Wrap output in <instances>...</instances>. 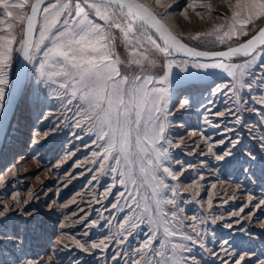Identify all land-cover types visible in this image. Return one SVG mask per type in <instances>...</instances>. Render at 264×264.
<instances>
[{"label":"rangeland","instance_id":"rangeland-1","mask_svg":"<svg viewBox=\"0 0 264 264\" xmlns=\"http://www.w3.org/2000/svg\"><path fill=\"white\" fill-rule=\"evenodd\" d=\"M33 1L29 0L24 10L11 9L14 15L23 11L22 21L0 16L5 21L0 29L11 22L14 26L11 31L17 38L11 66L6 70L4 104L19 64L20 42ZM141 1L158 7L166 18L180 17L182 37L208 50L240 43L264 24V17L255 19L247 26V35L225 38L223 42L216 36L224 29L212 36L193 39L220 25L227 28L233 15L227 0ZM57 2L67 0H54L45 7ZM231 2L234 4L235 0ZM111 10L119 15L116 5ZM66 18L69 17L60 19ZM90 18L109 34L113 53L123 61L120 71L130 79L151 75L153 83L149 87H164L156 81L167 72V61H187L188 72L172 68L168 102L162 106L165 112L156 114L160 120L151 121L165 124V140L156 147L167 150L164 166L171 168L178 178L157 174L175 192L161 188L159 197H155L145 183L136 197L141 203L137 208L128 195L131 189L121 183L124 179L121 173L126 171L123 161L112 171L116 167L114 160L100 155L105 140L98 138L91 121H82L79 93L73 97L70 88L61 87L60 78H55V83L41 79L38 63H30L27 84L0 156V264H135L136 261L156 264L159 257L147 250L137 251L153 236L156 226L149 223L148 214H141L144 197L153 209L157 198L174 201L161 205L167 213V226L194 238L193 241L181 240L179 235L168 238L187 246L181 253L184 264H237L238 261L261 264L264 261V45L249 57L237 60H192L176 51L164 57L145 39L142 43H137L135 38L131 44L125 42L122 29L126 28V17L119 20L114 17L106 22L93 13ZM197 18L204 22L195 21ZM43 19L42 12L35 43L39 41ZM114 22H120L122 29L115 28ZM136 27L134 36L143 31L144 36L151 35L163 45L153 27L145 25V31L140 29L139 22ZM49 46L45 41L41 53H33L34 60L42 59L44 49ZM133 51L135 57L130 55ZM144 56L149 60H144ZM134 59L141 63H132ZM221 61L230 65L249 64L241 77L244 87L223 69L191 66ZM185 99L188 105L180 107ZM144 115L142 124L147 125L149 114ZM78 120L82 121L80 126ZM224 153H229L224 160L215 158ZM153 219L161 223L159 217ZM125 220L129 223L124 224ZM162 233L163 228L156 233L153 248L164 242ZM93 244L98 246L92 247ZM148 257H152L151 261Z\"/></svg>","mask_w":264,"mask_h":264},{"label":"snow or ice","instance_id":"snow-or-ice-1","mask_svg":"<svg viewBox=\"0 0 264 264\" xmlns=\"http://www.w3.org/2000/svg\"><path fill=\"white\" fill-rule=\"evenodd\" d=\"M28 2L29 0H20V2L0 0V6H2L0 7V16L22 21L25 19L23 11L14 15L11 9L24 10ZM227 2L233 12L227 28L220 25L213 31L192 37L193 39H199L200 36H212L214 32L220 33L221 29H224L222 34L216 36L221 42L225 38L231 39L233 36L247 35V26L254 23L255 19L264 17V0H235L234 4L231 0H227ZM43 3L44 0H35V3L31 5V15L27 16V27L20 42V51L24 58L29 63H38L41 79L55 83V78H60L61 87L70 88L73 97L79 93L82 121L85 123L91 121V127L97 130L98 138L105 140L103 153L100 155H103L105 159L111 157L114 160L116 167H113L112 171H116L123 161L126 171L121 173L124 177L121 183L125 185L126 189H131L128 195L132 197V203L137 208L141 207V203L136 197L140 195L139 189L145 183L152 189L155 197H159L161 188L175 192V189H170L164 179L157 174L162 172L173 180L178 178L171 168L164 166L163 160L168 155L167 150L156 147L160 141L165 140V124L163 122L153 124L151 121L153 119L160 120V116L156 114L165 112L162 106L168 102V84L172 68L175 66L183 72H188L187 61L179 63L174 60L167 61V72L156 81L158 84L165 85L164 87H149L153 83L151 75H145L143 78L136 75L130 79L129 76L122 75L120 71L119 65L123 61L116 58V54L113 53L109 44V34L104 27L95 23L90 15L94 13L95 16L106 22L113 21L114 17L116 20L126 17L128 22L125 29H122L120 22H114L115 28L122 29L125 42L131 44L132 39L135 38L137 43H142V39H145L164 57L172 56L176 50H182L186 55L194 57L207 56L209 53L196 51L182 43L140 0H92V2L77 0L75 3L72 0H67L64 3L50 4L43 8L44 19L40 38L34 44L33 34ZM113 5L119 8V15L111 10ZM65 15L69 18L61 21L60 18ZM136 22H139L140 29L145 31V25L155 28L160 33L159 38L163 41V45L151 35L144 36L143 31L139 36H134L137 32ZM3 23L5 21L0 20V24ZM13 27V24L8 22L6 28L0 29V32L4 33L0 35V108L4 107L5 101L3 86L8 83L6 70L11 66L13 46L17 43L16 35L14 31H11ZM45 41H48L50 46L44 49L42 59L34 60L33 53L39 55ZM260 45H264V28H260L252 39L240 46L230 48L226 52L215 53V55L232 57L242 53L244 56H249ZM130 55L135 57L136 52L133 51ZM143 59L149 60L147 56H144ZM131 62L141 63L140 60L135 59ZM149 63H154V61H149ZM191 66L199 69H223L237 80L240 87H244L241 77L244 76L249 64L230 65L221 61L213 64L194 63ZM237 69H239V73ZM188 103L189 101L185 99L180 107H184ZM145 112L149 114L147 125L142 124ZM82 121L78 120L77 126H80ZM167 143L171 144V141H167ZM175 146L179 147L178 144ZM211 147L209 145V150ZM93 155L98 154L93 153ZM227 155L229 153L218 155L215 158L224 160ZM143 199L145 202L141 214H148L149 223L156 226L153 229V236L145 242L143 249L137 251L147 250L152 253V256L159 257L156 264H184L185 258L181 253L186 250L187 246L183 243H173L168 238L178 235L181 240L185 241H193L194 238L183 232L178 233L167 226L169 224L166 219L167 213L164 212L161 205L172 204L174 201L157 198L155 199L156 207L153 209L147 203L148 198L144 197ZM172 215L175 216V213ZM153 216L159 217L161 223H157ZM128 223V220L124 221V224ZM124 224H121L120 227L123 228ZM161 228H163L164 242L160 244L159 248H153L152 242L157 238L156 233L160 232ZM97 246L96 244L92 245V247ZM81 247L83 246L81 245ZM169 252L171 255L168 254ZM141 259H144L143 255ZM151 259L152 257H148L149 261ZM240 259L242 260L243 257ZM135 264H140V261H136ZM261 264H264V261H261Z\"/></svg>","mask_w":264,"mask_h":264},{"label":"water","instance_id":"water-1","mask_svg":"<svg viewBox=\"0 0 264 264\" xmlns=\"http://www.w3.org/2000/svg\"><path fill=\"white\" fill-rule=\"evenodd\" d=\"M51 1L54 0H44V3L41 5V11L40 13H38L37 16V22L35 25V31L33 34V43H35V37H36V33H37V28H38V23H39V18L43 12V8L50 3ZM141 3L145 4L146 7H148L149 9H151V11L156 15L157 19L160 20L182 43L186 44L189 48H193L196 51L199 52H206L209 53V55L207 56H200V57H194V56H188L185 54L184 51L182 50H176V52L185 58H189L192 60H203V61H212V60H237V59H242V58H246L249 57L250 55H252L253 53H251L249 56H244L242 53L237 54L235 56L232 57H219L217 55H215V53H219V52H226L228 51L230 48H234V47H238L241 44L245 43L246 41L252 39L253 36H255L258 32V30L260 28H264V24L249 38L241 41L240 43H237L233 46L230 47H226V48H221V49H217V50H208V49H203V48H199L196 47L192 44H190L189 42H187L182 36H180L179 34H177L175 31H173L166 23L165 21H163V19L152 9L150 8L146 3H144L143 1L140 0ZM35 3V0L31 3V5ZM31 9V7H30ZM31 15V11L29 10V13L27 16ZM27 27V18L25 20V27H24V32L26 30ZM155 29V28H154ZM156 30V29H155ZM160 34V33H159ZM263 45H260L257 47V50L262 47ZM256 50V51H257ZM29 67H30V63L24 58L23 53L21 52V56H20V60H19V64L17 66L12 84H11V88L9 90V94L7 97V100L4 104V107L2 108L1 112H0V156L1 153L3 151V147H4V139H5V135L8 131V128L10 126V123L12 121V117L13 114L15 112L16 106L22 96L23 90L27 84V80H28V71H29Z\"/></svg>","mask_w":264,"mask_h":264},{"label":"bare ground","instance_id":"bare-ground-1","mask_svg":"<svg viewBox=\"0 0 264 264\" xmlns=\"http://www.w3.org/2000/svg\"><path fill=\"white\" fill-rule=\"evenodd\" d=\"M148 6L150 8H152L162 19L163 21H165V23L173 30L175 31L177 34H179L180 36H182L184 34V31L182 30V27L178 24V21L181 20L180 17L176 18V19H169L166 18L164 16L165 12H162L161 10H159L158 7L151 5L148 3ZM163 10V9H162ZM208 18V17H207ZM204 19V18H203ZM184 20V19H183ZM205 22H210L209 20L204 19ZM182 21V20H181ZM186 22V20H184ZM195 21H201L204 22L203 20H200L199 18H197ZM183 22V21H182ZM180 23V22H179Z\"/></svg>","mask_w":264,"mask_h":264}]
</instances>
